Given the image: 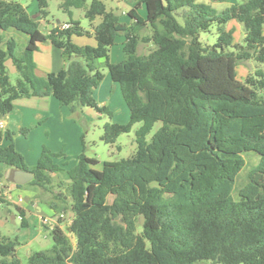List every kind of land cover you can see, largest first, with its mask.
Masks as SVG:
<instances>
[{
	"label": "trees",
	"instance_id": "1",
	"mask_svg": "<svg viewBox=\"0 0 264 264\" xmlns=\"http://www.w3.org/2000/svg\"><path fill=\"white\" fill-rule=\"evenodd\" d=\"M37 1L38 16L48 19L49 1ZM143 4L146 21L127 24L103 0H64L71 26L61 23L44 32L22 0H0V120L17 98L47 95L72 113L92 107L111 116L94 97L104 78L95 61L104 58L131 117L127 123L106 122L102 140L115 143L142 123L135 131L136 151L101 168L86 154L82 136L83 150L68 171L66 197H60L64 204L50 203L57 212H73L67 230L75 242L56 224L53 246L31 251L27 264H264V0H242L223 10L198 0H136L130 15ZM71 8L84 9L95 45L73 41L91 31L72 18ZM98 16L101 21L93 24ZM231 19L242 24L243 43H233V31L225 27ZM146 23L153 33L140 36ZM214 25L217 41L203 42L201 33ZM9 30L27 35L23 48L15 36L4 35ZM118 34L126 36L125 57L114 63L109 52ZM45 41L61 48L70 64L43 77L34 52ZM140 41L153 47L139 53ZM8 60L18 72L15 82ZM248 60L256 66L240 80L236 66ZM158 120L163 125L148 141ZM14 135L0 126V180H6V168H22L34 173L27 184L49 191L51 173L59 169L54 158L62 153L44 148L30 166ZM250 153L259 162L235 196ZM19 244L17 237L0 239V254L11 257L7 264H22Z\"/></svg>",
	"mask_w": 264,
	"mask_h": 264
},
{
	"label": "crops",
	"instance_id": "2",
	"mask_svg": "<svg viewBox=\"0 0 264 264\" xmlns=\"http://www.w3.org/2000/svg\"><path fill=\"white\" fill-rule=\"evenodd\" d=\"M36 0L32 1V9H30V4L26 0L28 6V11L30 14L35 16L40 21V26H44V32H47L51 28L60 25L61 23L68 22L71 18L61 20H51L42 19L38 16L39 6L35 4ZM118 5H120L119 0ZM128 6L121 10L118 14L120 20L127 24H132L136 21H146L147 19V8L146 5H141L135 10V16L130 15V10L135 7L136 0H126ZM226 0H208L207 3L216 7L218 3H222ZM231 3H236L238 0H230ZM119 6H115L118 9ZM114 9V8H113ZM75 9L71 8L72 18L79 20L81 25L90 30V34L74 35L73 41L79 45L97 43L96 37L92 30V22H89V26H84L82 20L75 17ZM68 13V12H67ZM69 14V13H68ZM231 19L230 22H233ZM101 21V17L98 16L93 24H98ZM228 21V22H229ZM237 21V20H236ZM227 22V23H228ZM233 22L232 28L229 30H243V26L240 22ZM19 32V31H17ZM153 33V28L150 24L146 23L140 30L138 34L140 36H150ZM244 33V32H243ZM27 37V36H26ZM126 42V36L118 34L115 37V41L112 44L109 52V58L111 62L117 63L124 59V45ZM142 44H146V51H141ZM153 47L152 44L145 41H140L138 46L139 53H147ZM34 60L36 62V72L38 75L46 77L50 72H57L66 68L67 62L63 55L61 48L53 44L51 41L39 42L38 49L34 52ZM11 64L10 60L7 61V65ZM95 65L102 68L104 71V78L98 84L94 90V97L98 104L106 106L110 111H112V120L118 123H127L130 120L131 113L129 106L124 98L121 85L119 82L114 81L109 69L106 66L104 58H98L95 61ZM13 66V65H12ZM13 70L16 68L13 66ZM99 114L92 107H84L81 111L77 113H72L69 106L62 104L55 96H30V97H20L14 101L13 110L3 117L4 129L17 130L19 132V137L16 138V146L24 154L26 162L28 165H35L41 155L44 148H48L52 151H59L63 148L62 154L55 157L54 161L59 165V169L51 173L52 184L51 189L48 191L44 187L33 185V184H23L22 186L9 181L7 179L9 168L5 169L6 180H0V193L4 197V202H0V222L2 225L7 224V213L10 211V207L14 206L17 209L18 219L20 223L22 219L26 220V225L20 230L22 234L28 236V240L25 243L22 242L15 236H0L3 237H17L19 240L17 255L21 258L22 264H24L21 248L23 247L26 251V257L33 251L31 244L34 240H39L41 237H47V232L51 231L52 228L62 222L58 219V212L53 208L50 203H55L56 207L62 206L64 203L60 197H66L67 187L70 184V177L68 171L73 168L77 162L81 151L83 150V128L80 123L74 120V117L86 118L96 116ZM29 128V130L24 133L22 129ZM36 133L38 138V143H33L32 138ZM18 135V134H17ZM18 138L21 142L27 145L28 148L35 151L34 157H28L27 153L22 150L18 145ZM44 141V146L41 150V143ZM61 143V144H60ZM67 145V149L61 145ZM69 144V146H68ZM61 147V148H60ZM91 157V156H89ZM98 160V164L100 160ZM98 164L95 165L96 168H101ZM0 168H4L0 164ZM64 181V182H63ZM59 184V187L56 185ZM67 184V186H63ZM63 187V189H62ZM22 199V200H20ZM69 211V218L73 217V212ZM22 215V219L19 218ZM47 217L49 219L48 223H44L43 218ZM25 230V231H23ZM11 260L10 256H2L0 254V264H7Z\"/></svg>",
	"mask_w": 264,
	"mask_h": 264
},
{
	"label": "rangeland",
	"instance_id": "3",
	"mask_svg": "<svg viewBox=\"0 0 264 264\" xmlns=\"http://www.w3.org/2000/svg\"><path fill=\"white\" fill-rule=\"evenodd\" d=\"M32 1L33 0H28V3L31 5L30 9H32ZM49 1V10H50V15L49 18L51 20H56L57 19H67L69 18V14L63 10L61 7V3L64 0H48ZM91 0H88V3ZM106 4L108 9H113L116 11L117 14L120 13L121 10L125 9L128 6V2L126 0H119L120 5H118L117 0H103ZM242 0H238L237 2H241ZM198 2H204L207 3L208 0H198ZM27 3V4H28ZM35 4L38 5V1H35ZM230 0H226L222 3H218L216 5V9L218 10H223L226 7H229L231 5ZM115 6H119L118 9H115ZM75 10V17L79 18L82 20L84 26H89L90 19H88L85 14H84V9L83 8H74ZM180 21L182 22L183 20L179 18ZM233 22L237 23L238 21L232 20ZM233 22H228L226 24V29L232 28ZM234 23V24H235ZM239 23V22H238ZM241 24V23H240ZM242 25V24H241ZM42 30H44V26H40ZM229 30V29H228ZM232 30V29H231ZM233 31V30H232ZM5 36L10 37V36H15L19 42H20V48H23L25 43L27 42V35L24 34L23 32H17L15 30H9L4 32ZM124 35V34H122ZM233 43H243L244 42V33L243 30H239L238 28L233 31ZM218 37V31L216 25H214L210 31L208 32H202L201 33V40L205 43L209 44H214L217 41ZM146 44H142L141 46V51H146ZM255 61L254 60H248L246 62H239L236 66V75L237 78L240 80H244L246 76L249 74V72L255 67ZM13 66L11 64H8V71L11 76V80L13 82L16 81L18 77V72L13 70ZM113 114L110 116L106 113H99L96 114V116L92 117H87V119L84 118H78L74 117L73 119L76 120L78 123H80L81 127L83 128V135H84V140L86 144V154L88 156L98 158L100 160V163L98 166H101V163H103L106 160H119L121 158H127L131 156L137 149V142L135 140V131L136 129L142 124L141 122H137L133 129L130 132L122 133L116 140L115 143H107L104 140H102V135L104 133V124L106 122L113 121L112 120ZM163 121L158 120L155 122L152 130L150 133L147 135L148 141L151 140L152 136L155 134V132L162 127ZM15 131L14 138L16 140L17 136L19 137V132L17 130ZM18 134V135H17ZM18 145L19 147L24 150L28 157H34L35 156V151H32V149L28 148L26 144L23 145L21 142V139L18 138ZM16 142V141H15ZM33 143H38V138L36 136V133L33 135L32 138ZM44 141L41 143V150L44 146ZM61 144V143H60ZM64 146V148H68L67 145H61ZM69 146V144H68ZM61 148V147H60ZM20 150V149H19ZM55 153H61L63 152V148L60 149L59 151H53ZM253 153V152H252ZM247 154L245 155L246 159V164L242 168V170L239 172L235 184V192L234 195L237 196L238 190L247 182V174L248 172L255 167L258 162H259V155L258 154ZM64 182V181H63ZM59 187V184L56 185ZM63 186H67V184H64ZM63 189V187H62ZM112 199V198H111ZM7 213V224L4 226L0 222V236H15L17 235L20 240H22L23 243L28 240V236L25 234H22L20 232L21 229H23V226L20 223V220L17 217V209L14 206L10 207V211L6 212ZM69 211L66 210V217L65 219L67 220L69 217ZM66 232L69 234V231L67 230V226H63ZM25 231V230H23ZM71 239L73 242H75V237L74 235H71ZM53 246V238L51 235V231L47 232V237H41L39 240H34L33 243L31 244V247L33 250H46L49 249ZM21 255L24 261V264H27V255L25 249L22 247L21 248ZM206 264H220V263H206ZM244 264V263H242Z\"/></svg>",
	"mask_w": 264,
	"mask_h": 264
},
{
	"label": "water",
	"instance_id": "4",
	"mask_svg": "<svg viewBox=\"0 0 264 264\" xmlns=\"http://www.w3.org/2000/svg\"><path fill=\"white\" fill-rule=\"evenodd\" d=\"M23 3L26 2V0H22ZM73 56L71 57V59ZM70 61L67 62L66 68L69 67ZM34 177V173L30 170H25L22 168L17 167H10L8 171L7 179L9 181H12L16 184H25L32 180ZM143 217H141V222H143Z\"/></svg>",
	"mask_w": 264,
	"mask_h": 264
},
{
	"label": "built area",
	"instance_id": "5",
	"mask_svg": "<svg viewBox=\"0 0 264 264\" xmlns=\"http://www.w3.org/2000/svg\"><path fill=\"white\" fill-rule=\"evenodd\" d=\"M70 26H71V23H70V22H64V23H62V28H68V27H70ZM0 126H1L2 128H4V122H3L2 119L0 120ZM20 200H22V199H20ZM65 217H66V212H65V211L58 212V219L62 220V222H59L58 224H60L62 227H63L64 225L67 226V225L70 224L71 221H72V218H68V219L66 220ZM19 218L22 219V215H19ZM43 221H44V223H48V222H49V219H48L47 217H44V218H43ZM68 235L71 237L72 234L69 232Z\"/></svg>",
	"mask_w": 264,
	"mask_h": 264
}]
</instances>
